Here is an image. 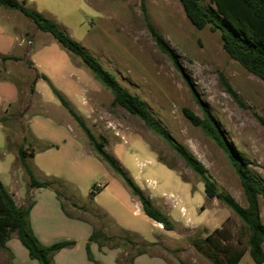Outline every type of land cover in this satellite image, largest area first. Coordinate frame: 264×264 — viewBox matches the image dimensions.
<instances>
[{"label": "rangeland", "instance_id": "obj_1", "mask_svg": "<svg viewBox=\"0 0 264 264\" xmlns=\"http://www.w3.org/2000/svg\"><path fill=\"white\" fill-rule=\"evenodd\" d=\"M25 1L27 7L64 27L128 91L147 103L171 136L204 163L218 186L241 205L248 204L240 176L224 150L183 113L188 107L204 118L196 92L226 138L264 183V81L227 53L219 31L209 25L195 27L180 0ZM202 2L213 5L210 0ZM4 11L16 16L15 26L2 16ZM153 29L174 50L180 67L159 48ZM3 34L17 41L23 38L22 60L0 59V76L18 83L23 101L0 109V115L8 107V114H12L4 124L6 137L0 128V154L7 152L11 160L10 151L18 154L21 144L29 152L35 151L39 145L34 136L43 143L58 141L61 146L51 149V155H44L47 161H54L50 170L40 168L36 174L40 180L52 181L65 209L58 212L44 206L43 214L35 213L37 228L57 226L49 243L75 239L84 247L89 231L95 229L101 246L90 242L91 254L99 264H135L132 258L143 248L141 240L158 241L146 247V254L161 256L172 264H217L207 254L205 237L215 227L224 226L233 242L239 238L241 246L247 247L249 231L240 217L220 199H208L201 177L141 118L113 104V92L79 56L50 33L38 29L21 11L0 6ZM4 51L15 54L19 49L11 44ZM38 72L49 77L98 140L105 138V149L134 181L155 195L158 209L165 210L162 191L175 201L171 216L167 214L174 229L159 227L139 212L138 198L133 197L122 177L96 155L87 133L46 80L38 84L42 97L35 93L29 99ZM226 83L238 99L227 90ZM14 164L13 170L29 187L30 178L19 156ZM19 196H14L21 204L16 203L18 206L34 203L29 191L24 200ZM259 203L264 223V197H259ZM45 215L48 218L42 217ZM12 236L11 246L18 258L12 251L0 249V264H26L20 259L23 254L16 242L25 252L27 249L16 233ZM238 264L258 263L247 251Z\"/></svg>", "mask_w": 264, "mask_h": 264}, {"label": "trees", "instance_id": "obj_2", "mask_svg": "<svg viewBox=\"0 0 264 264\" xmlns=\"http://www.w3.org/2000/svg\"><path fill=\"white\" fill-rule=\"evenodd\" d=\"M180 1L183 4L187 17L195 27L202 29L209 25L212 30L219 31L223 47L227 53L243 67L264 81V0H210L213 5H206L202 0ZM25 2V0H0V6L21 11L35 23L38 29L50 33L63 47L79 56L91 69L95 77L113 92V104L124 107L159 133L175 149L176 153L184 160L186 165L201 177L207 198L220 199L243 221L249 231L247 247L241 246V240L239 238L236 243L233 242L230 232L224 226L217 227L205 237V243L208 245V256L217 264H238L248 251L256 263H264V223L261 218L259 203V197H264V183L250 169L247 161L239 155L237 150L226 138L219 123L207 105L200 100L197 93L195 92V96L204 111V118L188 107L183 108V113L192 124L202 127L224 150L240 176L242 187L248 201L246 206L241 205L229 191L218 186L204 163L171 136L168 129L150 112L144 100L128 91L116 79L112 72L104 68L58 22L46 17L37 10L27 7ZM153 33L159 48L180 67L178 57L174 50L155 29H153ZM0 59L3 61H18L23 58L16 55L0 53ZM40 78L50 84L61 103L79 122L87 133L96 155L122 177L132 195L137 197L141 202L144 213L151 219L161 223L165 229H174V223L171 218L154 205L152 198L127 173L119 160L105 149V138L98 140L93 135L82 117L75 111L66 97L53 85L46 74L41 72L37 73L28 92L29 99L35 95V84ZM0 80L13 81L17 86L19 94L17 103L23 101L21 89L14 79L0 76ZM226 86L227 90L238 99V95L231 85L226 83ZM12 105L10 104L9 106ZM8 108L4 114L0 115V123L3 126L12 116V114H8L10 111ZM29 145L32 146V143ZM55 146V144H47L46 147ZM33 155L34 151L29 152L27 146L24 144L19 145L18 156L29 175L30 186L54 188L61 206L64 209V204L60 198V191L52 185V181L40 180L36 177L27 160L28 157H32ZM32 207L33 202L27 206H18L12 194L7 190L0 178V249L11 252L7 242L11 238L12 233H16L20 242L27 249L30 258L37 260L38 264H55L54 255L63 248L74 246L76 241L73 239H65L49 245L43 244L35 234L30 222ZM97 234L98 232L93 229L86 244L87 257L95 264L99 263L94 260L91 254L90 242H96L101 246V243L97 240ZM141 241L143 248L137 251L132 258L133 261L137 256L147 253L146 247L152 245L150 242ZM181 264H184V262L182 261Z\"/></svg>", "mask_w": 264, "mask_h": 264}, {"label": "crops", "instance_id": "obj_3", "mask_svg": "<svg viewBox=\"0 0 264 264\" xmlns=\"http://www.w3.org/2000/svg\"><path fill=\"white\" fill-rule=\"evenodd\" d=\"M2 16L7 20V22H9L10 24H13V26H15V24H14L15 20H16L15 15L11 14L10 12L4 11V12H2ZM17 40L18 39L14 40V38L10 35H5V34L0 35V53L5 54L4 53L5 48L6 47L8 48L11 44H13L14 46H16L19 49V52L15 53V54H9V55L20 56L22 51H23L21 48V45H22L21 41H23V38H21L19 41H17ZM41 73H43V72H41ZM41 79L42 78L37 80V82L35 84V89H36V93H38L42 97V95L40 94V92L38 90V84H39V81ZM18 95H19L18 89L13 82L8 81V80H0V109H1V107L5 108L9 104L16 103L18 100ZM0 128L2 129L3 133L5 134L4 126L1 123H0ZM5 137H6V134H5ZM34 139L36 141H38L39 147H38V149H36L34 151V155L32 157H30L29 161H30V164H31L32 168L34 169L35 175H36L37 173H39L41 171L40 168L50 170L51 166L53 165L54 161L51 159L49 161H47V158H46L47 156H44L45 153H50L49 151L51 149H59L61 146H60V143L58 141L43 143V142H40V139L35 137V136H34ZM6 143H7V140H6ZM47 144H55L56 146L55 147H46ZM62 147H65V145H63V143H62ZM10 153L13 156L11 160H9L7 152H2L0 154V178H1L2 182L4 183L5 187L7 188V190L13 195V197L19 194L20 195L19 197L24 200L27 192L28 191L30 192V195H32L33 200H34L33 207H32L31 214H30V222H31L32 228H33L35 234L38 236V238L40 239V241L43 244H45V245L52 244L53 243L52 241L49 243V241H47V240H49V238H51V235L55 234V232L58 230V229H56L57 226L56 227L51 226V227L47 228V230H43L40 227L37 228L35 225L36 224L35 213H42L43 214V212H44L43 207L44 206H49L51 208L54 207L56 209V211H58V212H60V210L63 211L60 200L58 198V195H57L55 189L52 187H41V188L30 187V186L28 187L25 184V182L23 183L21 181V178L19 177V173L17 174V170L16 169L13 170L14 165H15L14 163L18 159V154L15 151H10ZM91 154L94 155V152L91 151ZM50 155H51V153H50ZM34 161H37V163H35ZM21 169H22L21 167L18 168V170H21ZM2 174H4L5 176ZM142 189L152 198L153 203L159 207L160 205L155 202V200H156L155 195H153L151 192L146 191L143 187H142ZM133 197H134V195H133ZM160 197L162 198V204L165 208V210L163 212L170 215L172 212V209H173L172 204L175 203V201H173L171 197L165 196V192H163V191H162V194ZM14 199L18 205H21L17 202L15 197H14ZM22 204H23V202H22ZM137 205H138L139 212H142L143 211L142 204L138 199H137ZM42 217L48 218V216H46V215L42 216ZM65 219L68 220V218H65ZM71 220H74V219H71ZM72 223H74V222H72ZM154 223H156L159 227L163 226L161 223H159L157 221H154ZM213 230H211V232ZM90 234H91V231H89L87 238H89ZM14 237L15 236H11V239L8 241L7 244L10 247L11 251L14 253L15 258L17 259L18 254H17L16 250L14 249V247L11 246V240ZM73 240H75V239H73ZM75 241H76V244L74 246L63 248L62 250L58 251L54 255V263L55 264H93L88 259L87 252H86V243L88 242V239H87V242L85 243L84 247H82L81 244L79 242H77V240H75ZM161 241H163V240H161ZM54 242H56V241H54ZM148 242L157 243L158 241H148ZM15 246L22 252L23 258H20V259L24 263H26V264H38L37 260L30 258L28 251L25 252L24 250H22V248L19 246L18 242H16ZM134 261H135V264H172L171 262H169L168 260H165L161 256L150 255V254H146V253L137 256Z\"/></svg>", "mask_w": 264, "mask_h": 264}]
</instances>
